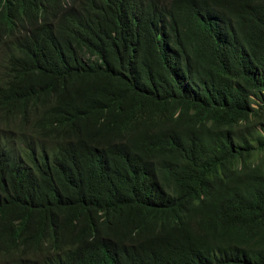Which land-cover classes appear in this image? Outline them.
Segmentation results:
<instances>
[{
  "label": "trees",
  "instance_id": "16d2710c",
  "mask_svg": "<svg viewBox=\"0 0 264 264\" xmlns=\"http://www.w3.org/2000/svg\"><path fill=\"white\" fill-rule=\"evenodd\" d=\"M0 264H264V0H0Z\"/></svg>",
  "mask_w": 264,
  "mask_h": 264
}]
</instances>
